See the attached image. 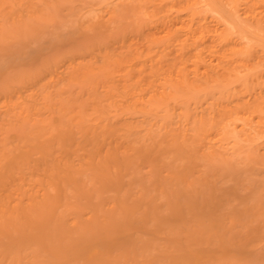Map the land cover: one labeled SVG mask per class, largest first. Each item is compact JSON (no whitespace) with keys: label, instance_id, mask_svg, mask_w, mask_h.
<instances>
[{"label":"bare ground","instance_id":"1","mask_svg":"<svg viewBox=\"0 0 264 264\" xmlns=\"http://www.w3.org/2000/svg\"><path fill=\"white\" fill-rule=\"evenodd\" d=\"M153 1V3L151 2L153 6L152 4L151 6L152 9H154L153 11L151 10V14L149 11L150 17L152 16L153 12H155V16H158L159 12L161 11V15L159 16L162 17H160L159 19H161L162 22L164 17L168 14V12L166 11V9L168 8H164L163 6L161 8H158V6H160V2H162L161 5L163 4L162 0H157L160 1L159 3H156L157 1L155 2V0ZM171 1H177V4L180 2L179 6H181L182 9L183 5L185 9H190V11H188L187 9L190 19L187 18L189 19V21L187 20L185 24L184 22L186 19L181 18V20L179 17V15L181 14H178L177 16L179 17V20L182 21L181 23H183L185 26L184 29L182 28L185 32V36H182V41L180 38L181 42L178 41V44L180 45L177 44V46H179V49L181 50V54L183 50H185V52L189 51V49L193 45V48H195V53L193 52V54L190 51V54H193L196 57L194 59V57H192L193 55H190V58L194 59V62L195 60H197L195 64L192 63L193 68L196 66V63L198 61L199 64L197 65L200 66V61H202V59H205V62L203 61L204 63H209V61H206L207 58L205 56L207 53L210 55V53H213L214 51H217V55H215L219 59L216 61L222 62V65L220 66L222 70L220 72H217V75L216 72H213L214 74H206V69L210 70V68L208 67L209 64H205L206 66H204L205 68H203L206 74V79L208 81L211 80L213 83H215L214 81L218 79V81L220 80V82H222L221 84L225 89L224 93L222 94L223 98H225V103L215 107H212V105H206V107L208 106V108L211 107L209 110L212 111L211 114L213 115L211 116L212 118L208 120L211 115L209 114V117L207 118L208 121H206L204 117L205 113L202 111L203 108L202 110H200L201 112L196 110L199 113H196L195 116H197L198 120L196 118L195 120H197V124L201 128H198L200 131L197 132L195 126V132H197V134H202L204 130H208L209 127L213 128L214 125L219 121L221 122V125L222 123L224 124L221 126V130L219 128L220 131L218 133V137L227 138L230 134L229 130L231 131L230 127L233 128V126L231 125H235L236 121L234 119L237 117V120H239L240 122L243 121L241 119L245 120L244 122H242L244 125L241 123V129H238L245 131L255 123V127L258 130H261L258 131L256 128L251 129L254 131L257 130L258 132H263L264 136V83L260 84L262 82V80L261 82L259 81L260 76L258 77L260 86L257 85V87L255 85L258 84V82H256V79L252 78L253 76L250 77L251 79L244 76V80L239 82V89H231L228 86L231 82L230 75L233 74V71L235 72L234 69L237 70V68L239 67L238 71L242 70L240 68H249L248 70H250L254 67L252 66V62L258 61L256 60L257 58L255 57V55L252 56V53H250L251 57L249 56V52H251L252 50L251 48H253V46H257L258 41H260V46L264 49V0H235L234 2H227L229 3L231 9L228 8L229 5L226 6V1L222 2L223 0H203L206 6L208 5L210 6V8H214L216 11L219 10L218 13L223 16V20L226 21L223 28L220 26L219 22L215 23V26L213 27V24H208V17H206L205 14H202V11L201 14L204 17L200 15V13H198L199 11H197L196 7L197 4H199L202 0ZM172 2L169 1L170 4ZM164 3L166 5V3H168L167 0ZM174 4L176 3L174 2ZM171 5L172 7L174 6L173 4ZM178 7L177 10H179L180 8ZM163 8L167 14H165V11L163 12ZM158 9L160 10L158 11ZM113 10L116 12V9L113 8L111 12L112 16L114 14ZM170 10L169 12L174 11ZM232 10L233 13H231ZM179 12L180 10L177 11V13ZM163 13L165 16L163 15ZM234 14H237L235 15V17L238 16L240 18L239 21L235 19ZM171 15H173V13H169V16ZM176 15L177 14H175V21ZM185 17H187V15ZM196 17L198 18V21L197 25L195 26L194 24L196 22L193 24L191 20H194ZM156 19L154 18V20ZM169 19L170 18H168L169 22L167 21L168 25L169 23H171L170 20L174 22L172 20L173 17H171L170 20ZM158 21L156 20V23L159 24L160 21ZM164 21L166 22L165 19ZM187 22L189 23V25L187 24ZM153 23L155 27V21ZM164 23H162V27ZM186 24L188 25L187 31H185ZM170 25L172 26V23ZM179 25L181 26V24ZM191 25H194V27H192ZM228 25L234 27V29H236V31L241 34L240 37L238 35V37L235 38L236 40L237 38H240L239 40H241V42H245L247 39L248 45L250 44L249 40H253V42H251V45H241V47L239 40H232L235 33H230V28L228 27ZM164 27L166 26L164 25ZM164 27L162 29H164ZM170 28L171 27L168 28L169 31L168 29H166L167 31L164 30V32H167L165 34L168 35V38L171 34L173 35V30L170 32ZM176 30H179V28ZM176 30L174 29L177 34ZM183 30H181V32ZM260 31L262 32V36H260L261 33H258ZM168 33L171 34L169 35ZM165 34H162V36H164ZM154 35L152 36V38L150 37L151 40H149L150 38H148V40L152 41ZM172 35L170 36V38L172 37ZM157 37L161 39L158 34ZM241 37L242 39L243 37H245V41H243ZM175 38L176 36L174 37V39ZM201 39L202 41H200ZM156 40L159 39L157 38ZM174 41L177 42V40ZM174 41L172 43L175 44ZM197 41H200V43L204 42V44H202L203 46L201 45L202 47H199ZM254 41L256 43H254ZM149 43L151 42H148L147 44L149 45ZM162 43L161 46H166L167 44L166 40L165 44L164 42ZM154 44L155 43H153V47ZM174 44L173 48H175L176 50L177 48L174 47ZM151 45H149L148 49L152 47ZM157 45L155 46L156 48ZM189 45L190 48H188ZM136 46L137 45H135V47ZM158 46L161 47L160 43ZM169 46L170 45H168L167 47H163L162 49L167 48L169 50ZM185 47H187L188 50L187 48L184 49ZM173 48H171L170 50H172ZM152 50H154V52H152ZM170 50L169 52L171 54L172 52ZM180 50H176L179 51V55ZM243 50L245 51V55H242V53H240L243 52ZM138 51L141 52L142 55V51ZM150 51L151 54L153 53L154 57L152 56L153 58L151 59V57L148 55V57L150 58L147 59L151 61H148L150 62L151 67L149 82L151 83V85L153 84L152 88H154V83H159V85L160 83L164 84L160 85L159 87L165 86L163 87V90H160V96L156 94L158 93V91L155 92L156 89H153L154 92L152 94L155 97L156 95H158L159 97L158 99H156V97L155 101H158L162 98L164 99L165 102L163 100L158 101L162 102L163 105L161 103L158 104H160L162 108L164 105H166L164 106L166 111H164L168 117L165 118L167 120L162 118L161 120L159 119L160 121L164 120L163 124H161L162 122H159L161 125L157 121V123L154 121L155 124L153 123L152 127L157 124L158 127L164 125L165 131H162L163 133H155V135L153 133L155 129L152 130L151 126L148 124V127H150L148 128V130L146 129L147 127L145 128L148 134L146 135H150L149 139L151 140H149L150 142L148 141V143H146V140H142L141 138L143 136L139 137L142 127H140L139 125H132V122L123 120V117L126 116L128 111V113L132 111L130 115L136 113L135 110H132V103H129V101L125 106L124 104H121L120 108H118L117 110L124 111V116L122 117L123 119L121 122H116V118H118L115 117L118 116V112H116L117 115L114 114V119H112L113 115H111L110 117L112 120H114V122L111 119L110 121L108 117L101 116L100 121L90 123L88 125H81L77 129H74V123H69L68 125H60L58 123L56 133L52 134L47 139L42 140L40 135H37L34 139L30 140L26 146L17 147L16 149L14 148L15 150L11 153V155L3 156L2 158H0V214L1 216L9 220L8 222L4 223L0 222V264H19L20 261L18 263L17 257L19 258L22 256L18 255L25 256L28 251H30V253H33V257H30L34 259H29V261H31H28V263L26 264H214L218 261H221V259H224V255H226L233 246L230 238L235 235L234 228L238 223L241 222L242 225L247 224L249 226H252L255 230H259V235H264V211L260 210L264 205H261V201H256L257 203L254 202V200H256L257 198H254L255 196L253 195H251L253 196V200L251 201L256 204L251 203L252 205H250V195L247 194L248 190L250 191L249 193H252L254 195L256 194L253 189L251 192L250 188L253 185H250L249 188L248 185L245 186L244 184H242L247 187L248 190L247 188L241 189V186H239L238 190V185L240 184L235 181L238 177L236 175L239 173L238 171H236L232 167H227L225 170H222L223 167H225L222 165V169H217L216 164L219 165V163L217 162L216 164H214L215 167H211L212 169H209L208 161H211V149L209 150V153L205 152L203 147L201 149L197 144V140L195 141L193 139V135L190 137L188 136L189 132L186 130L187 128H184V130L185 132H188V134H186L188 137L185 134L182 135V137L180 135L181 133H178L179 131L176 132L173 129V126L176 127L177 125L175 124V121H172L171 118L173 117L171 116L177 109L173 105L171 106V104H169L174 102V100L171 98H175L177 96L178 98L180 97L179 100L185 101V98L181 99V97L187 98L191 95V93L193 96V94L195 93V91H193L195 86L187 83L186 85L184 84L181 87L175 86L176 84H179L180 81L176 84L173 82V67L167 68L166 65L164 66L165 59L167 61L169 58V55L167 56V58H165L166 54L164 53L169 54V52L164 50L165 52L163 51V53L162 51H160L163 54L156 56L154 55V53L158 52L157 50L150 49ZM188 54L189 53H187L186 55L182 54L183 60L184 56H188L189 58ZM141 55L140 53H131L130 56L127 55V59L129 60L126 61V63H129V61L132 62L129 63L131 69H133L134 57H142ZM144 55L147 56V54ZM179 55L178 59L181 60L180 58L182 55ZM252 57L254 58L251 59ZM172 58H169V61L173 62ZM188 58L186 57V60ZM192 59L190 60L191 62H193ZM186 60L184 61V63L182 62L184 64L183 68L186 66ZM233 61L239 62L238 64H234ZM172 62L168 63L172 64ZM203 65H201V68ZM144 68L145 67H143V69ZM195 68L196 70L194 71H200L197 70V67ZM128 69L129 67L127 68V70ZM132 71L133 70H128L127 73H124L127 76L124 75V79L122 78L124 80V83L122 85L124 91L122 90V92L124 93L128 91L132 84V87L135 89V81L138 82L139 86L141 85L139 82L143 81V86H145V77L149 72H147V70H143L147 73L141 74L137 72V74H135L132 73ZM184 72L187 73V71ZM178 74H180V72H178ZM262 75L261 77H263ZM128 82L130 83L128 84ZM183 82L184 81L182 80V84ZM118 85L120 86L121 84L118 83ZM118 85H116L117 88L115 87V89H117V93L121 92L119 91L120 88L118 89ZM143 86H140L142 90L144 89L143 91L149 89L152 90L151 88L148 89L146 88V86ZM206 86H208V84ZM212 86L214 88V85ZM159 87L157 89H159ZM136 90H138V86ZM207 90L209 89L207 88ZM206 94H208V92ZM197 95L198 94H196V97L194 96V98H197ZM164 97H166V100L168 99V101H166ZM212 97L214 98V95ZM212 97L210 98L213 99ZM218 97L220 99V94ZM141 98L143 99V97ZM194 98L190 101H193ZM204 98L201 97V99H199L198 101L203 100ZM207 98H209V96H207ZM170 100H172V102ZM215 100L217 99L215 98ZM150 101L151 100H149V102ZM196 101L197 100H194V102ZM183 102L180 104V108H178L179 111L183 110V108L181 107ZM200 102L196 104H199ZM184 103L186 104L187 102L185 101ZM144 104L146 103L144 102L142 105ZM194 104L195 103H193V105ZM196 104L194 105V107H196ZM206 104H209V102ZM148 105L147 107L149 108L150 106ZM183 106L185 105L183 104ZM143 107H146V105H144ZM141 109L143 110L142 107ZM189 110L187 108L185 109L184 112L186 114V118L182 117L180 123L184 122L185 119L186 122L187 119L191 121ZM144 112V114H147V111ZM121 114L122 112H120L119 115ZM154 114H156V111L154 112ZM177 114L179 115L178 111ZM216 115H218L219 117H216ZM104 119H106L105 122L103 121ZM120 119L121 118L119 117L117 120ZM151 119H153V117ZM149 122L150 120L147 123ZM186 122L185 125L187 124ZM177 123L179 124V120H177ZM172 124L173 126H171ZM186 126L188 127V125ZM251 129H249V131ZM234 130L232 129V132ZM236 133L239 134L238 132H235L234 134ZM197 134L195 133L194 138ZM240 134L246 135V132H243L242 134V131H240ZM198 139V141L200 142L201 137H199ZM193 141L196 142V144ZM201 143L202 142H200V144ZM57 147H60L59 156L53 154V152L57 151ZM78 152L82 153V157L78 158L79 160L77 159ZM248 152L249 150L247 151V153ZM35 153H38L39 157H33V154ZM247 153L245 154L246 156L248 155V159L251 158L252 160L250 159L249 161H247V157L244 158L243 165L246 163V161H251L250 163L253 162V166L259 165L260 168L264 169V164L263 167L261 166L264 161V151L256 153L252 152L251 149V151L248 154ZM76 159L79 163H77ZM258 160L263 161L260 162L261 164H258ZM143 163L146 166H150L152 176L147 179L150 181L148 184H146L147 181L145 180L146 183L139 182V186L138 180L136 179L138 170H136L134 166L136 164L142 165ZM213 163H215V160L213 161ZM252 164H250L251 170L253 169V166H251ZM40 166H42L41 171L36 172V168H39ZM202 166H207L206 168L208 169H206V171L209 170L207 171L208 174H204V167ZM138 167L140 168L141 166ZM247 167L249 166L247 165ZM230 168L231 171L228 170V172L227 169ZM254 168L256 170L257 167ZM196 169L198 171L203 170L201 171V175L204 174L206 176L203 178L201 177V180H199V178L198 180H193L192 178L194 174H199V172H195L194 174L192 173V170L196 171ZM232 169H234L233 172L235 171L238 173H233ZM248 169H246V174L248 173ZM238 170H240V167L238 168ZM251 170H249L250 173L254 171L253 170L251 172ZM187 171L192 173L191 176L190 173L188 174L190 177L189 179L187 178L188 176L186 177ZM225 171L229 175L225 173ZM134 172L136 173V176L134 175ZM210 172L213 173L214 177L212 176V174H210L212 176V178H210ZM230 172L233 173V176L235 174V176L237 177H233L232 175L231 177H228L227 180L230 181L229 183L231 184L230 186H228L229 184L226 181V177L230 176ZM83 173L91 175V179L93 180L94 185V188L91 187L92 190H94L95 192L97 191L100 197L102 196L100 194H104L106 196L105 198L109 199L107 208H104V205H107L106 203L103 204V202H97V199V201L93 199L91 193L92 190L88 189L90 187L87 188L84 186V188L80 183L79 175ZM201 175H199V177ZM207 175H209V177ZM241 175L243 174H240L239 176L241 177ZM27 176L35 177L34 179H32V183L29 184L28 188L25 187V183L23 182ZM248 177L246 178L244 174V176L241 177L240 181L243 180L242 178L248 179ZM137 178H140L139 175ZM233 178L235 183H233ZM183 180L185 183V187L187 186V188L185 189V191L184 189H181V191L185 193H181L180 195V190L178 189V187L181 188V186H183L181 185L183 183ZM219 181L221 183H219ZM223 181H226L228 185L226 184V186ZM243 181L242 183H245ZM7 186H10L12 188L11 193H7L4 191ZM255 186L257 187L256 184H254V187ZM261 187H257L259 188V190L256 189L258 190L257 193L259 191L261 192H259L260 195H258V198L264 195L262 193L264 187ZM69 188H72L74 190V193L77 192L79 194V203H72L71 200L68 199V194H66L65 192H68L67 189ZM245 189L246 192H244ZM239 191H243V195L247 196H242V194H240L242 192L239 193ZM29 192L31 194L28 197H25L24 195ZM12 193H15L17 196L14 197ZM108 195H111V197ZM66 197L68 200L66 199ZM83 198H86V201H82ZM259 199L264 200V198ZM26 201H29V203H25ZM252 206H255L256 208L253 209ZM259 206H261V208ZM110 210L111 212H109ZM105 211H108L109 215ZM104 212L106 215L104 214ZM190 218L194 220V225L192 227H189L188 221L190 220ZM108 219L111 220L108 222ZM225 224H227L228 227ZM176 229L177 231H175ZM180 230L181 232H184L185 235L188 232L189 235H187L185 239H181ZM212 238L216 241L217 244L215 245L217 247L215 245H212L211 242H214ZM211 239L212 241H210ZM204 240H207V243L204 242L205 244H202ZM240 248L245 252V244H242ZM151 250L155 251V253H152ZM149 253L152 254L149 255ZM27 257L28 256H26V258Z\"/></svg>","mask_w":264,"mask_h":264},{"label":"rangeland","instance_id":"2","mask_svg":"<svg viewBox=\"0 0 264 264\" xmlns=\"http://www.w3.org/2000/svg\"><path fill=\"white\" fill-rule=\"evenodd\" d=\"M156 1L157 0H155V2ZM162 1H163L162 5H161L162 2H160V1L156 2V3L160 2V6H158L159 4L157 5L158 8H161L162 6L164 8H168V9H166L168 14L164 10V8L162 9L163 12L165 11V14H167V16H169V13H173V15H171L169 17L165 16L163 13V15L165 16L164 19L166 20V22L164 21V19L162 20V22H161V19H159L160 17H162V16H159V15H161V11L158 14L159 17L155 16V14H154L155 12H153V14L151 16L152 18L150 17V14L152 13V11L154 9V8L152 9V6H153L152 3L154 2L153 0L152 1L151 0L150 1L149 0L148 1L147 0H0V158H2L3 156L11 155V153L17 147L26 146L28 144V142L30 140L34 139L37 135H40L42 140L47 139L52 134L56 133V128H57L58 123L60 125H63V124L68 125L69 123H74L73 127H74V129H77L81 125H88L90 123H95V122L100 121L101 116L108 117L110 120L111 115H113L112 119H114L115 117L121 118L120 120H117L118 118H116V122H119V121L121 122L122 119L124 118L123 119L124 121L132 122V125H139L140 127H142L140 135L139 134L138 135H139V137L143 136L144 138L142 137L141 139L146 140V143H148V141L151 140V139H149L150 135L147 136L148 134L146 132L150 126H151L152 130L155 129L153 131L154 134L155 133L160 134L162 131H165L164 125L158 127L157 126L158 124H157L154 127H152L154 121L155 122L157 121L158 123L162 122L161 124H163L164 120L160 121L161 118L165 119L168 117L165 113L166 110L164 107L166 105H164L162 108V106L160 104H158V103H161L163 105L162 102H158V101H160V100L164 101V99L162 98V99H159L158 101H155L156 99L159 98L158 95L160 96V93H159L160 90H163V87H165V86L159 87L160 85H164V84L160 83V85H159V83H157L158 84L157 85L156 83H154V88H152L153 84L151 85V83L149 82L150 75H151V67H150L151 61L147 60V59H149L150 57L152 59L154 57L153 53L151 54L150 49H155L158 51V52L154 53V55H156V56L160 55V54L162 55L165 51L169 52V50L171 48H173L174 43H172V42L174 40H177V42L174 41L175 42L174 47H176L178 50H180L179 46H177V44H178V41L179 42L182 41V38H183L182 36H185V32L183 30L185 27L184 24L186 23L187 20L189 21L190 18L188 16L189 13L187 12L188 8L185 9L184 5H183V9H182L181 6H179L180 2L177 4V1H174L176 3V4H174V2H172L171 0H167L168 3H166V5H165L164 2H166V0H162ZM169 1L172 2L171 4L174 5L173 7L169 3ZM224 1H226V3H227V2H234L235 0H223L222 2H224ZM201 3H202V5H201ZM151 4H152V6H151ZM176 5H178L180 8ZM228 5H229V3L226 4V6H228ZM177 7L180 10L179 13H177V11H179V10H177ZM113 8L116 9L117 13L113 10L114 14L112 16L111 12H112ZM228 8H230V5L228 6ZM170 9L174 10V11H171ZM196 9H197V11H199L198 13H200V15L205 14L206 17H208L207 18L208 24H213L212 26L214 27L215 26L214 24L219 22L220 26L222 28L224 27V24L226 21H224L223 16H221L218 13L219 10L216 11L214 8H210V6H208V5L206 6L205 3L203 2V0L199 4H197ZM159 10L160 9H158V11ZM169 10L171 12H169ZM182 10H184V11H182ZM149 11H150V14H149ZM188 11H190V9H188ZM201 11H202V14H201ZM231 13H233V10ZM156 14H157V12H156ZM175 14H177L176 15V21L177 22L175 21ZM178 14H181V15H179L180 19L181 18L186 19L184 24L181 23L182 19L179 20V17H177ZM186 15H187V17H185ZM235 15H237V14H234V17H235ZM153 16H155V17H153ZM146 17H148V18H146ZM171 17H173L172 20L174 22H172L170 20ZM154 18L155 19L157 18L156 19L157 21L159 19L160 23L159 24L156 23V20H154ZM168 18H170L169 20L172 23V26L170 25L171 23H169L170 26L168 25V23H167ZM187 18H189V19H187ZM231 19H232V17H231ZM235 19L237 21L240 20V18L238 16H236ZM147 21H149V22H147ZM154 21H155V27H154V23H153ZM191 21L193 24L196 22L194 24L196 26L198 18L196 17L194 20H191ZM95 23H97V24H95ZM152 23H153V25H152ZM162 23H164V25L166 26V27H164V25H163L164 29H162L163 28ZM179 24H181L182 27ZM187 24L189 25L188 22H187ZM187 24H186V28H185L186 30L185 31H187V27H188ZM194 25H191V26L194 27ZM167 27L172 28V29L170 28V32L172 30L174 31V29L176 30L178 28L180 31L176 30L177 34L175 31L174 32L172 31L173 35L170 33L172 35L171 38H170L171 35L168 33L170 35L168 38V35L165 34L167 32H164V30L168 29ZM228 27L230 28L231 34L235 33V35H233L234 38L232 40H234L236 37H238V35L240 37L241 34H239L236 31V29H234V27H231V25L230 26L228 25ZM156 28H158V29H156ZM181 30H183L182 32L184 34L181 32ZM168 31H169V29H168ZM180 32H181V34H180ZM258 33L259 34L261 33L260 36H262L261 31ZM157 34L161 37V39L159 37H157ZM162 34H165V35L162 36ZM153 35H154L153 40L155 42L153 40H152L153 42L149 41V40H151ZM263 35H264V32H263ZM155 36L159 40H156L157 38ZM175 36H176V38L174 39ZM148 38H150V39L148 40ZM180 38H181V41H180ZM172 39H174V40H172ZM239 39L240 38H237V40L236 39L235 40L238 41ZM241 39H242V37H241ZM244 39H246V38L243 37L242 40L245 41ZM165 40H166V43L168 45H170L168 47L169 50L167 48L162 49L163 47L168 46L167 44H166V46L165 45L161 46L162 42H164V44H165ZM140 41H141V43H140ZM168 41L169 42L171 41V42L169 43ZM200 41H202V39ZM200 41L199 42L197 41V43H198L199 47H202L203 46L202 44H204V42L200 43ZM239 41H240V46L241 45L249 46V45H251V42H253V40H249L250 44L248 45L247 39L245 42H241V40H239ZM148 42H151V43H149V45L152 44L151 45L152 47H153V43H155L154 47L152 48L150 46L151 48L148 49V47H149V45L147 44ZM158 42L160 43L161 47L158 46L159 45ZM254 43H256V42L254 41ZM260 43L261 42L258 41V45L255 47L253 46V48H251L252 49L251 52H249V56L251 55L250 53H252V56L255 55V57L257 58L256 60H258L257 62H254V61L252 62V66H254V67L253 68L250 67L251 68L250 70H248L249 68H247V69L246 68H240L242 70H239V71H238V68H239L238 67L237 70L234 69L235 72L233 71V74L230 75V79H231L230 81L231 82L229 83L228 86L231 89H234V88L239 89V87H240L239 82L244 80L245 77H249V79H251L250 77L253 76L252 78L256 79L257 80L256 82H258V84L255 85L256 87H257V85L260 86V84L264 83V49H263V47L260 46ZM192 44H194V43H192ZM135 45H137V46L135 47ZM156 45H157V48L155 47ZM178 45H180V44H178ZM124 46H126V47H124ZM186 48L187 47H185L184 49H186ZM188 48H190V45ZM188 48H187V50H188ZM138 50L142 51V55H141V52H139ZM172 50H170V51L173 53V55H172V53L170 54V52H169V54L168 53H164V54H166L165 58H167V56L169 55V58L171 59L173 56V58H172L173 62L169 61L170 60L169 58L167 61L165 59L164 66L166 65L167 68L173 67V82L176 84L180 81L179 84H176L175 86L181 87L184 84L186 85V83L190 84L192 86H195L193 89V91H195V93L193 94V96L191 93V95L187 98L181 97V99L185 98V101L187 102L186 104L184 103L185 102L184 100H179L180 97L178 98L176 96L175 98L174 97L171 98L174 100V102H172V100H170L172 103H169V104H171V106L173 105L177 110L171 116L173 118H171V117H169V118H171L173 122L175 121V124L178 127L173 126V124L171 126L174 127L173 129L176 132L179 131L178 133L179 134L181 133L180 134L181 136L184 134L185 135L188 134V132H189V134H188L189 137L193 135V139L195 141L197 140L198 146L201 149L203 147L205 152L209 153V150L211 149L210 150L211 155H212V156L210 155L211 161H208L209 162V164H208L209 169H212L211 167H215L214 164H216V162H217V163H219V165L216 164L217 169H222V166H225V167H223L222 170H225L227 167L228 168L232 167L236 171L239 172V173L235 172V171L233 172L234 169H232L233 173H238V174H236L238 177L235 176V174L233 176V173L230 172L231 173L230 176L226 177V181L228 182L229 185L227 184L226 181H223V183L225 185L226 184L228 186L231 185L229 183L230 181L227 180V178L231 177V175L233 177H237L235 181H237L238 184H240V185H238V190H239V186H241V189H242V188H247V187H245L246 185H248L249 188H250V185H253L252 186L253 188L251 187L250 189H251V192H252V189L254 190V192L256 193L255 195L252 193H249L250 191L247 188V190H248L247 194L250 195V205H252L256 201L257 202L261 201L260 202L261 205H264V204H262V203H264V200L259 199V198H262V199L264 198V195H263L264 189L262 190L263 194H261L263 196H260L258 198V195H260L261 192L259 191L260 193L259 192L257 193V191L259 190V188H257V187H261V186L264 187V172H263L264 169L260 168L258 165L263 160H261V161L258 160L259 161V162L257 161L258 166H256V165L253 166V164H252L253 162L252 163H250L251 161L247 162L251 158L248 159V157H247L248 155L246 156V154H245V153H247L248 150L250 152L251 149H252V152H256V153H260V152L264 151L263 132H261V131L258 132L261 129L258 130L255 127L256 124L254 123L255 124V125L253 124L254 126L251 125L253 127L250 126V128H247V130H245V131L240 130L241 126L243 124L242 122H244L245 120L241 119L243 121L240 122L239 120H237L238 118L236 117L234 120L237 123L235 122V125L234 124L231 125V126H233V128L230 127V129H231V131L229 130L230 134H229V136L227 135L228 136L227 138L224 137L225 139L218 137L219 136L218 133L221 130V126L224 124V123H222V125H221V122H219V121L217 124L214 125V127L212 126L213 128L209 127V129L204 130V132L202 134L201 133L197 134V132L200 131L198 128H201L200 126H198V124H197L198 119H197V116H195L196 113H199L197 111H200L203 108L202 111L205 113L204 117H205L206 121H208L209 119L212 118L211 116H213V115L211 114L212 111L209 110L211 107L208 108V106L206 107V105H209V106L212 105V107H215V106H220V104L225 103V101H224L225 98H223V95H222L224 93L225 89L221 84L222 82H220V80L218 81V79H217L214 81L215 83H213L211 80H210L211 81L210 82L206 79L207 73L214 74L213 72H216V75H217V72H220L222 70V68L220 67L222 65V62L216 61V60H219L216 57L217 51L210 53V55L207 53L205 57L207 58L206 61H209V63H204L205 59H202V61H200L201 65H203V64L204 65L201 68V65L200 66L197 65V64H199V61H198L196 63V66L195 65L194 66L197 67V70H200V71H194V70H196V68L195 67H194L195 69L193 68L192 63L195 64V62L197 60H195V62H194V59L196 56L193 55L195 53L194 52L195 48H193V45L191 46L189 51H186L187 53H189L188 54L189 58H188V56H184V60H183V55H186L187 53L185 52V50H183V48H182V50H183L182 54L183 55L181 54V50H180V55H179V51H176L175 48H173ZM160 51H162V52L164 51V52L161 53ZM190 51H191V53L194 52L192 54L193 56L190 54ZM145 52H147V53H145ZM152 52H154V50H152ZM131 53H134V54L140 53V55L142 56V57H140V56L134 57V60L132 59L134 61L133 62L134 63L133 69H131L130 64H129L131 61H129V63H126V61L129 60V59H127L128 58L127 55L130 56ZM240 53H242V55H245L244 50H243V52H240ZM246 53H248V52H246ZM144 54H147V56ZM177 54L179 56L182 55L180 58L181 60L178 59ZM117 55H118V57H117ZM148 55L150 57H148ZM190 55L192 57H194V59L190 58L191 57ZM211 55L213 58L211 57ZM186 57L188 58L187 59L188 62L186 60ZM253 58L254 57H252L251 59H253ZM122 59H124V60H122ZM191 59L193 62L190 61ZM135 60H137V61H135ZM185 60H186V62H185L186 66L183 68V66H184L183 63ZM148 61H150V62H148ZM168 62H172V64L168 63ZM238 62L239 61H233L234 64H238ZM125 64H126V66H125ZM205 64L206 65L209 64L208 67L210 68V70L206 69V74L204 72V68H205L204 66H206ZM128 67H129L128 70L129 71L133 70L132 73H135V74H137V72L141 73V74L149 72L148 75L145 77L146 78L145 79V86H146V88H148V89L151 88L152 90L149 89L150 90L149 91V90L145 89L148 92L143 91L144 89L142 90V88L140 87V86L144 85L143 81H141L143 84L141 82H139L141 84L139 86L138 82L133 80V81H135L134 82L135 83V85H134L135 89L132 87V85H133L132 84L130 86V88H133V89L129 88L128 91H126L125 93L122 92V90L124 89L122 87V85L124 83L123 76L124 75L127 76L124 73L128 72V70H127ZM143 67H145V68L143 69ZM199 68H201V69H199ZM182 69L184 71H187V73L184 72ZM192 69H193V71H192ZM126 70H127V72H126ZM143 70H147V72H144ZM245 70H246V72H245ZM247 70H248V72H247ZM178 72H180L181 75L178 74ZM120 74H121V76H120ZM145 75H143V76H145ZM261 75L263 77H261ZM199 76H200V79H199ZM259 76H260V80L258 78ZM197 77H198V80H197ZM187 79L190 81H188ZM182 80L184 81L183 84H182ZM258 80L260 82L262 80V82L259 84ZM175 81H177V82H175ZM118 83H120L121 85L119 86ZM129 83L130 82H128V84ZM180 83H181V85H180ZM155 84H156V86L159 87V89H157L158 87H156ZM207 84H208V86H206ZM230 84H231V86H230ZM116 85H118V89L120 88L119 91H121V92H119V91H118L119 93L116 92L117 91V89H115ZM136 85L138 86V90H136L137 89ZM210 85L211 86L214 85V88H216V89H214L213 86L211 87ZM145 86H143V87H145ZM207 88L210 90V92H209V90H207ZM153 89H156L155 92L158 91V93H156V94H158V95H156L157 98L155 96H153V94H152L154 92ZM205 90H207V91H205ZM207 92H208V94H206ZM209 93H211V94H209ZM139 94L141 97H143V99L139 96ZM196 94H198L197 96L199 98L198 97L194 98V96L196 97ZM219 94H220V99L218 97ZM211 95L212 96L214 95V98ZM200 96L202 98L205 97L203 100H200L201 102L198 101L199 99H201ZM207 96H209V98H207ZM192 97L194 98V100H197V101L196 102H194V100L190 101L191 99H193ZM210 97H212L214 100L211 99ZM164 98L166 100V97H164ZM215 98L217 100H215ZM149 100H151L150 101L151 103L149 102ZM166 101H168V99ZM181 101L182 102L184 101L183 104L185 106H183V104H182L181 107L183 108V110L179 111L178 108H180L179 106L182 103ZM212 101H214V102H212ZM127 102L132 103V110H135L136 113L133 112L134 114L130 115V113H132V111L130 113H128L129 111L127 110L128 115L125 112L126 116H124V111L119 110L120 112H122V114L119 115L120 112L117 111L118 108H120L121 104H124V106H125ZM144 102L146 103V104H144V105H146V107L149 103L148 106H150L151 108L147 107L148 108L147 109L146 107H143L144 105H142V104ZM198 102H200V103L196 104ZM208 102H209V104H206ZM174 103H178V104H174ZM193 103L196 104V107H194L195 104L193 105ZM216 103H218V104H216ZM151 104H152V106H151ZM164 104H166V103H164ZM141 107L143 108V110L141 109ZM154 107H156V108H154ZM188 107H190V108H188ZM186 108L188 110L190 109L189 114H190L191 121L187 119V122H186V119H185L184 122L180 123L182 117L186 118V114L184 112ZM129 109H131V108H129ZM153 109L154 110L157 109V110H155L156 114H154L155 111ZM191 109H193V110H191ZM144 111H147V114H144V113H146ZM177 111L179 112V115L177 114ZM116 112H118V116L114 117V114L117 115ZM137 112H139V113H137ZM181 113H182V115H181ZM183 113H184L185 117L183 116ZM152 114H154V115H152ZM209 114H211L210 117H209ZM177 115H178V117H177ZM217 116L218 115H216V117ZM152 117L154 120L151 119ZM195 118L197 120H195ZM207 118H208V120H207ZM105 120L106 119H104L103 121L105 122ZM145 120H146V122H145ZM149 120H150V122L147 123ZM165 120H167V119H165ZM177 120H179V124L177 123ZM218 120H219V118H218ZM256 120H258V119H256ZM112 121L114 122V120H112ZM182 121H183V119H182ZM185 122L187 123L186 125H188V127L185 125ZM219 123H220V125H219ZM148 124L150 125L149 127H148ZM181 124H184V125H181ZM180 125H181V127H180ZM194 127L196 128L197 132H195L196 130L194 129ZM184 128L185 129L187 128L186 130L188 132H185ZM219 128H220V130H219ZM238 128H240V129H238ZM251 128L252 129L256 128L258 131L256 129H255L256 131H254ZM232 129L233 130L235 129V130L232 132ZM249 129H251V130L249 131ZM143 130H145V131H143ZM239 130L242 131V134H243V132H246V135H244L245 133L243 135H241ZM192 132H193V134H192ZM235 132H238L239 134H237V133L234 134ZM195 133L197 135L194 138ZM231 134H233V135H231ZM230 135H231V137H230ZM199 137H201V139H200V142H202L201 144L198 141ZM230 138H232V139H230ZM233 138H234V140H233ZM189 139H191V138H189ZM220 140H222V141H220ZM194 143L196 144V142H194ZM202 145H204V146H202ZM231 149H233V150H231ZM59 152H60V147H57V151L53 152V154L56 156H59V154H60ZM33 157L37 158V157H39V154L35 153V154H33ZM79 157H82V153H80V152L77 153V159ZM246 157L248 160L247 159H245V160H247L246 163L249 167H247L246 163L243 165V159ZM77 159H76V161H77ZM214 160H215V163H213ZM77 163H79V162L77 161ZM212 163H213V166H212ZM250 164H252L251 166H253L252 170L250 169ZM263 164H264V161L261 164L262 167H263ZM142 165L136 164L134 166L136 168V170H138L137 176L135 175L136 174L135 172H134V175L136 176L138 183L139 182L144 183L146 180L147 183L146 182L145 183L148 184L150 181L147 179L152 176L151 171H150V166L149 165L146 166L145 164H144L145 166L144 165L142 166ZM138 166H141V167L139 168ZM202 167H204V166H202ZM206 167H204L205 169L203 168L204 174H206L207 171H209V170L206 171V169H208ZM239 167H240V170H238ZM245 167H247V168H245ZM254 167H257L256 170ZM41 168H42V166H40L39 168H36V172H40ZM135 168H134V170H135ZM217 169H214V170H217ZM246 169H248L247 174H246ZM203 170H201V171H203ZM228 170L231 171V168L227 169V171ZM249 170H251V172L253 170L254 171L252 173H250ZM201 171H198L197 169H196V171L192 170L193 174L195 172L196 173L199 172V174L198 173L194 174V176H196V177L193 176L192 179L198 180V178H199V180H201V177L202 178L205 177L206 175H204V174H202L204 176L201 175ZM187 172H186V174H187L186 177L188 176L187 178L189 179L190 177L188 174L190 172H188V173ZM212 172H213V170H212ZM192 173H190V176L192 175ZM225 173H227V172L225 171ZM210 174H212V176L214 177L213 173L210 172L209 175ZM240 174H243V175H241V177H243L244 174H245L246 178L248 176L249 177H248V179L242 178L243 180L244 179H246V180L240 181V179H241V177L239 176ZM138 175L140 177L139 179L137 178ZM199 175H201V176L199 177ZM209 175H207V176L209 177ZM212 176L210 175V178H212ZM34 178L35 177H30V176L26 177V179L23 181L25 183L26 188L29 187V184L32 183V179H34ZM194 178H196V179H194ZM79 179H80V183L83 185V187L84 186L87 188L90 187V188H88L89 190H92V188H94L93 180L91 179V175H88L87 173H83V174L79 175ZM188 181H190V180H188ZM235 181L233 178V183H235ZM242 181L245 183H242ZM219 183H221V182L219 181ZM242 184H244L245 186ZM254 184H256L257 187L256 186L254 187ZM181 185H183V186H181ZM181 185H180L181 188L178 187V189L180 190L179 191L180 195H181V193H183V191H181V189L182 190L184 189V191H185V189L187 188V186L185 187L184 180H183V183ZM259 185H261V186H259ZM139 186H140V183H139ZM139 186H138V188H139ZM68 187H70V186H68ZM261 188H260V190H261ZM256 189H258V190H256ZM4 191L7 193H11L12 188L10 186H7L4 189ZM67 191L68 192H65V193L68 194L67 195L68 199H70L72 203H79V200H80L79 194L77 192H76L77 194L74 193V190L72 188L67 189ZM93 191L94 190H92L91 193H92V197L94 200L97 199L98 200V201L96 200L97 202L101 201V202H103V204L108 203L109 199L105 198L106 196L104 194H100L102 196L104 195L103 197L102 196L100 197L97 191H96L97 193L95 191L93 193ZM240 192H242V193H240ZM244 192H246V189ZM239 193L242 194V196H247V195H243V191H239ZM12 194L14 197L17 196L15 193H12ZM30 194L31 193L29 192V193H26L24 196L28 197ZM110 194H112V193H110ZM251 195L255 196L254 198H257L256 200H254V202L251 201V200H253L252 199L253 196H251ZM108 196L111 197V195H108ZM173 197H175V196H173ZM66 199H67V197H66ZM82 201H86V198H83ZM92 202H93V200H92ZM25 203H29V201H26ZM256 203H254V204H256ZM74 207H76V206H74ZM107 207H108V204L104 205V208H107ZM252 207H253V209L256 208L255 206H252ZM259 207L261 208V206H259ZM106 210H108V209H106ZM260 210L264 211V206ZM105 212L109 215V212H111V210L109 212L108 211H105ZM105 212H104V214H105ZM255 212H256V209H255ZM251 214H252V211H251ZM71 218H73V217H71ZM110 220L111 219H108V222ZM8 221L9 220L7 218H4L0 214V222L4 223V222H8ZM188 222H189V227H192L194 225V220H192V218H190V220ZM196 223H195V225H196ZM187 225H188V223H187ZM225 225H227V224H225ZM227 227H228V225H227ZM234 230H235L234 231L235 235L232 236V238H230L233 246L231 247L230 251L226 255H224V259H221V261H218L217 263H214V264H264V235L263 236L259 235V230H255L252 226H249L247 224L242 225L241 222L236 225ZM175 231H177V229ZM180 232H181V230H180ZM173 233H178V232H173ZM180 235H181V239H185V237H187V235H189V234L187 232L185 235L184 232H181ZM182 235H184V236H182ZM212 239L210 241H212ZM206 241L207 240H204L202 244H205L204 242H206ZM211 243L213 246L215 244H217L215 240H214V242L212 241ZM242 244H245V249H246L245 252L243 250H241V248H240V246ZM28 252H29V254H28ZM28 252H27V254L25 252V254H26L25 256L18 255V256H22L19 258L17 257L18 263L20 261L19 264H26V263H28L29 259H34V258H31V257H33V255H32L33 253L32 252L30 253V251H28ZM152 253H155V251H152ZM152 253H149V255H151ZM22 254H24V253H22ZM26 256H28V257L26 258ZM207 264H210V263H207Z\"/></svg>","mask_w":264,"mask_h":264}]
</instances>
